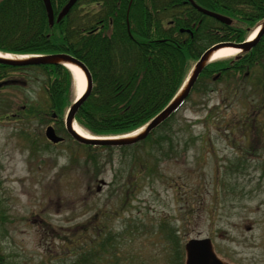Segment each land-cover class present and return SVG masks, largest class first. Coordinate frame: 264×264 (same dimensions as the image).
Returning <instances> with one entry per match:
<instances>
[{
	"label": "rangeland",
	"instance_id": "obj_1",
	"mask_svg": "<svg viewBox=\"0 0 264 264\" xmlns=\"http://www.w3.org/2000/svg\"><path fill=\"white\" fill-rule=\"evenodd\" d=\"M10 76L0 85L1 264L71 260L73 245L58 239L83 225L87 250L90 238L115 235V264H184L186 242L205 238L225 264H264L263 70L193 91L169 123L178 154L168 158L154 149L164 131L126 150L82 147L48 115L44 72ZM238 86L244 94L228 96ZM76 88L73 78L75 97ZM243 118L260 131L252 121L243 134ZM48 126L61 143L45 139Z\"/></svg>",
	"mask_w": 264,
	"mask_h": 264
},
{
	"label": "trees",
	"instance_id": "obj_2",
	"mask_svg": "<svg viewBox=\"0 0 264 264\" xmlns=\"http://www.w3.org/2000/svg\"><path fill=\"white\" fill-rule=\"evenodd\" d=\"M68 1L50 0L55 17L50 26L42 0H0V52L18 56L65 54L81 62L90 74L91 87L75 122L98 138L122 137L143 128L178 94L206 50L218 43L246 41L264 20V0H192L199 8L228 19L229 24L203 15L188 0H78L57 22ZM29 68L46 74L48 115L55 126L63 127L67 109L75 99L70 72L62 66L17 68L0 64V80L6 77L3 71ZM255 69L264 71V35L249 52L210 62L191 93L208 91L232 78L244 84ZM242 92L239 86L236 90L229 88L228 96ZM179 109L145 140L131 147L148 143L156 132L164 131L157 137L154 149L167 158L178 154L167 133ZM216 110L219 108L207 111V123L214 121ZM32 112L35 116L41 113ZM252 121L243 118V134H247V125ZM255 131L260 129L253 121L252 132ZM80 145L96 150L130 148ZM142 165L147 168L146 161ZM84 228L80 226L73 239H58L63 250L70 245L74 248V257L59 264H99L102 255L110 259L101 261L115 264V235L90 238L92 245L87 250L85 235L91 232ZM175 233L169 229L167 234L173 239ZM180 261L183 264L181 257Z\"/></svg>",
	"mask_w": 264,
	"mask_h": 264
},
{
	"label": "water",
	"instance_id": "obj_3",
	"mask_svg": "<svg viewBox=\"0 0 264 264\" xmlns=\"http://www.w3.org/2000/svg\"><path fill=\"white\" fill-rule=\"evenodd\" d=\"M78 0H69L67 4L63 7L61 12L58 14L56 21H60L63 17H65L71 8L75 5ZM44 4L45 11L47 13L48 23L50 26L54 24V15L51 7L50 0H42ZM188 2L203 15L209 16L217 21H220L225 24H229V20L221 17L217 14L208 12L204 9L196 6L192 0H188ZM264 35V20L260 24L256 36L253 40L249 39L243 43H218L213 45L205 53L201 56L199 61L195 64L192 71L190 72L185 84L179 91V93L174 97V99L169 103V105L163 109L158 115H156L145 127L134 132L133 134H129L122 137L117 138H93L91 136H81L79 135L75 129V115L79 108L81 107L84 99L86 98V94H88L90 85H91V77L86 69V67L79 62L77 59L65 55V54H53V55H45V56H32V57H18L13 56V59H5L0 57V64L7 65L11 67H29V66H66V64L71 65L77 69H79L85 76L87 80V89L86 92L78 97L73 104L69 107L66 117H65V130L70 137L80 143L85 145H93V146H104V147H112V148H122V147H131L135 144L145 140L149 134L157 129L163 122H165L174 112H176L181 105L186 101L189 97L193 86L195 85L198 77L203 72L205 67L211 62L210 57L218 50L222 48H232L237 50L238 53H247L249 52L259 41V39ZM6 55V54H5ZM69 69V68H68ZM70 70V69H69ZM84 133V132H83ZM46 139L52 144H58L62 141V138L58 137L52 127H47L45 131ZM185 253V264H225L222 262L215 254L213 250V245L211 241L207 238L205 239H192L186 242L184 246Z\"/></svg>",
	"mask_w": 264,
	"mask_h": 264
},
{
	"label": "bare ground",
	"instance_id": "obj_4",
	"mask_svg": "<svg viewBox=\"0 0 264 264\" xmlns=\"http://www.w3.org/2000/svg\"><path fill=\"white\" fill-rule=\"evenodd\" d=\"M256 30L251 33L249 35V41L253 40L254 37L256 36ZM237 50L232 49V48H222L218 51H216L211 57L210 60L211 61H215V60H219V59H225V58H229V57H233L237 54ZM0 57L5 58V59H13L14 57L11 55H5L0 53ZM66 66L71 70V72L73 73L74 79L76 80L77 83V88L76 91L78 92L77 97H81V95L84 93L85 90V76L84 74L77 68L66 64ZM75 131L81 135V136H86L85 133H83V131L80 130V128H78L77 126H74Z\"/></svg>",
	"mask_w": 264,
	"mask_h": 264
},
{
	"label": "flooded vegetation",
	"instance_id": "obj_5",
	"mask_svg": "<svg viewBox=\"0 0 264 264\" xmlns=\"http://www.w3.org/2000/svg\"><path fill=\"white\" fill-rule=\"evenodd\" d=\"M20 71H23V70H22V69H18V70L14 69V70H10V71H8V72L3 71L6 77H5L4 79L0 80V85H2V84L5 83V82H8V80H9V81H14V80H10V79H8V78L11 77L10 74H12V73H14V72L17 73V72H20ZM2 76H4V75H2ZM14 82H16V81H14ZM53 123H54V122H53ZM60 143H61V142H60Z\"/></svg>",
	"mask_w": 264,
	"mask_h": 264
}]
</instances>
